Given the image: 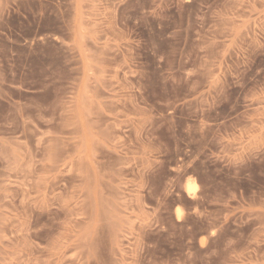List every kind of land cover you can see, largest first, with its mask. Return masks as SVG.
I'll use <instances>...</instances> for the list:
<instances>
[{
  "label": "rangeland",
  "instance_id": "rangeland-1",
  "mask_svg": "<svg viewBox=\"0 0 264 264\" xmlns=\"http://www.w3.org/2000/svg\"><path fill=\"white\" fill-rule=\"evenodd\" d=\"M0 264H264V0H0Z\"/></svg>",
  "mask_w": 264,
  "mask_h": 264
},
{
  "label": "bare ground",
  "instance_id": "bare-ground-1",
  "mask_svg": "<svg viewBox=\"0 0 264 264\" xmlns=\"http://www.w3.org/2000/svg\"><path fill=\"white\" fill-rule=\"evenodd\" d=\"M186 188H187V191L189 193L194 194L198 190V185H197V183L190 181V182L187 183ZM178 216H182L181 215V210H178Z\"/></svg>",
  "mask_w": 264,
  "mask_h": 264
}]
</instances>
